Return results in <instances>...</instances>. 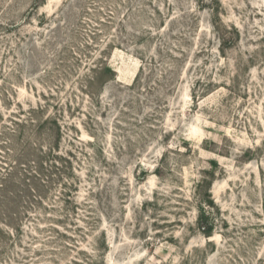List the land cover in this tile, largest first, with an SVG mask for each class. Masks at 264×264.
I'll list each match as a JSON object with an SVG mask.
<instances>
[{
  "label": "rangeland",
  "instance_id": "rangeland-1",
  "mask_svg": "<svg viewBox=\"0 0 264 264\" xmlns=\"http://www.w3.org/2000/svg\"><path fill=\"white\" fill-rule=\"evenodd\" d=\"M53 144L0 264H264V0H0V171Z\"/></svg>",
  "mask_w": 264,
  "mask_h": 264
},
{
  "label": "trees",
  "instance_id": "trees-1",
  "mask_svg": "<svg viewBox=\"0 0 264 264\" xmlns=\"http://www.w3.org/2000/svg\"><path fill=\"white\" fill-rule=\"evenodd\" d=\"M106 72H111L107 66L103 74H100V78L93 77V82L89 80L88 87H92L98 81H104ZM37 111H40V108L33 109L29 113L31 115ZM28 122L26 121L25 124ZM13 123L18 129L24 126L18 122ZM46 128L57 134L60 131V126L56 121H50ZM21 152V150L14 152L13 164L9 169L0 171V228L5 225L15 229V222L18 221L20 211H28L30 207L42 204L53 189L54 183L69 176L64 168L70 163V159L60 156L58 145L53 144L49 150L47 147L46 151L42 147L34 159L28 158L26 162H22L19 158ZM63 187L72 189V185L69 187L65 183ZM61 195L63 198L70 197L62 193ZM62 201L64 204L70 203V199ZM0 232L2 233L1 229ZM0 242H2L1 238Z\"/></svg>",
  "mask_w": 264,
  "mask_h": 264
}]
</instances>
